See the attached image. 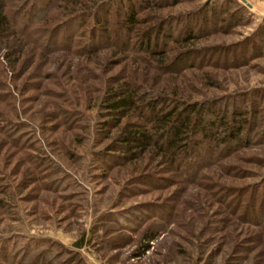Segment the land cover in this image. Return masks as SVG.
<instances>
[{
  "label": "rangeland",
  "instance_id": "1",
  "mask_svg": "<svg viewBox=\"0 0 264 264\" xmlns=\"http://www.w3.org/2000/svg\"><path fill=\"white\" fill-rule=\"evenodd\" d=\"M25 1L11 3L13 12L24 8L21 26L32 10L55 9L38 42L24 40L21 72L10 65L9 47L0 50V264H34L40 256V264H264V0H235L237 7L181 0L142 15L167 20L174 37L199 36L170 43L174 80L136 55L142 34L130 38L119 27L125 11L118 4L100 13L109 46L91 55L94 19L59 31L63 2ZM215 7L214 25L207 9ZM150 19L139 30L159 22ZM120 37L132 52L114 47ZM136 80L147 82L151 96L179 88L190 103L214 101L230 115L251 111L238 117L247 119L242 136L251 144L222 157L216 150L195 177L185 169L190 160L172 171L151 150L144 162L121 165V129L108 123L105 96ZM136 116L124 121L127 130L148 126ZM157 226L164 228L148 241Z\"/></svg>",
  "mask_w": 264,
  "mask_h": 264
},
{
  "label": "trees",
  "instance_id": "2",
  "mask_svg": "<svg viewBox=\"0 0 264 264\" xmlns=\"http://www.w3.org/2000/svg\"><path fill=\"white\" fill-rule=\"evenodd\" d=\"M13 1L0 0V50L9 47L11 51L8 57L10 65L16 72H21L23 70L22 59L28 53L27 44L38 42L37 37H40L43 32L42 24L50 19L49 10L54 8V3L49 4L46 9L32 10L33 18L21 26L20 18L24 8L13 12L11 10ZM27 1L29 0L25 2ZM58 1L63 2L59 8L61 9L60 16L56 17L60 23L59 31L62 30L61 25L75 26L78 30H82L87 26L90 19H94L96 27L90 34L88 45V52L91 55L97 54L103 46L108 47L112 37L108 35L107 28L101 27L108 26V18L101 17L100 13H110L112 9L116 10L115 5L118 4V12L125 11V20L118 22L119 27L130 38L135 32L142 34L138 41L139 47L136 55L138 53L142 54L141 57L145 55L147 62L154 65L161 76L162 74L165 76V80L173 73L168 71L171 65L169 53L173 50L170 43H186L199 37L193 32H189L185 36L174 37L168 29H165L167 20L151 15L153 12L149 14L150 16L141 17L147 11H161L171 5H177L181 0H141L137 3L132 0ZM170 1L172 4H169ZM228 1H230V6H238L235 0ZM219 8L221 9V6ZM219 8L207 9V14L211 15L213 23L220 19ZM224 13L226 15L227 12ZM151 17L154 18L150 19ZM146 19L156 22L159 20V22L139 30L142 24L150 23L145 22ZM37 24H41V26H35ZM98 28L100 30H96ZM57 37L52 36V44L50 43V45H54L53 42ZM24 40L29 41V43L25 44ZM64 40L62 44H65L66 48L73 46L72 36H66ZM113 45L121 51L132 52V44L128 38L120 37ZM59 48V46L50 48V53L56 52ZM80 53L86 54L82 51ZM30 55L36 56L33 53ZM1 68L0 63V75H3L4 71ZM146 83L141 80L124 82L120 85L116 83L115 86L109 87L105 96L107 116L111 117V121L108 123L112 125V128L121 129L120 141L122 145L120 148L124 155L115 157L116 160L122 161L121 165L144 162L151 150L154 151L156 157L153 161L161 158L160 163L170 165L172 169L174 168L172 171H178L179 165L183 167V162L190 160L185 169L190 173L189 176L195 177L204 165L213 162V157L217 153L216 150L222 148L219 153V156L222 157L221 155H230L234 151L251 144L250 136H242L245 126L248 125L247 119H238V117H248L251 111H234L230 115V112L225 109H219L218 103L214 101L190 103L179 88L172 89L171 93L162 89L160 93L151 96L152 92L149 91ZM1 85L2 83H0ZM145 111H148V117H145ZM135 114L138 119L146 121L148 126H137L133 130H127V123L124 124V121ZM235 114L237 116H234ZM222 128L227 130V134L224 136L221 131ZM163 228V226H157L156 229L149 232L146 236L148 241L155 239ZM148 247L145 246V248ZM43 257L34 259V264H40ZM45 262L44 264H48L47 261Z\"/></svg>",
  "mask_w": 264,
  "mask_h": 264
}]
</instances>
